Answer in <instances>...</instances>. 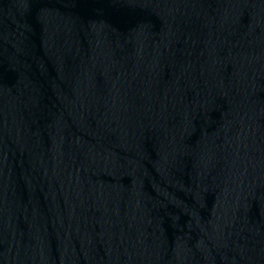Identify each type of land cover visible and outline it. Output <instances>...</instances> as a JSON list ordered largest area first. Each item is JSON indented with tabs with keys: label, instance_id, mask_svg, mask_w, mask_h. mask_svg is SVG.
I'll return each mask as SVG.
<instances>
[{
	"label": "water",
	"instance_id": "water-1",
	"mask_svg": "<svg viewBox=\"0 0 264 264\" xmlns=\"http://www.w3.org/2000/svg\"><path fill=\"white\" fill-rule=\"evenodd\" d=\"M0 264H264V0H0Z\"/></svg>",
	"mask_w": 264,
	"mask_h": 264
}]
</instances>
